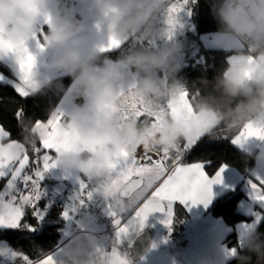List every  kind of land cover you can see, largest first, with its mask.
<instances>
[{"label": "clouds", "instance_id": "obj_1", "mask_svg": "<svg viewBox=\"0 0 264 264\" xmlns=\"http://www.w3.org/2000/svg\"><path fill=\"white\" fill-rule=\"evenodd\" d=\"M82 2L107 40L125 41L114 58L79 42L88 25L63 0L54 12L49 11L48 0H0V33L17 46L15 58L23 55L20 44L37 29L41 13L50 14L51 23L46 25L40 43L51 50L48 63L67 74L76 95L82 98V103L65 112L60 123L69 133L67 139L73 148L57 154L61 168L78 173L93 186L110 187L113 177L109 162L119 149L146 146L171 152L198 127L206 125L204 130L211 136L221 125L231 130L264 120V0H208L217 33L243 44V49H238L240 59L211 79L202 76L193 82V88L199 86V95L193 102V115L184 123L165 118L156 125L134 116L122 120L121 112L127 107L126 81L130 75L135 76L132 94L146 105L168 102L176 96L184 43L166 38L162 20L171 0ZM152 39L158 41L157 46L139 43ZM249 56L254 63H249ZM32 78L38 85L32 95L64 90L61 80H50L41 71L33 69ZM19 127L22 143L34 146L38 137L31 120H20ZM243 158H251L254 167L264 169V150L255 148ZM94 235L95 229L86 223L74 227L61 246L57 264H94ZM233 258L237 264H264V233L257 229L245 233L241 250Z\"/></svg>", "mask_w": 264, "mask_h": 264}, {"label": "snow or ice", "instance_id": "obj_2", "mask_svg": "<svg viewBox=\"0 0 264 264\" xmlns=\"http://www.w3.org/2000/svg\"><path fill=\"white\" fill-rule=\"evenodd\" d=\"M197 6V0H174L170 2L162 20L167 29V39H174L177 32L182 31L184 23L181 15L191 17L193 9ZM51 23L48 12H42L38 21L37 29L31 34L28 41L21 42L23 55L14 57L17 47L6 40L0 33V61L11 60L13 69L10 72L0 71V84L10 86L21 98H28L38 86L32 78L35 65V55L29 50V41L35 48L43 50L40 36L43 34L44 26ZM99 27V25H97ZM226 48L243 49V44L232 37L220 35ZM125 43L109 37L107 43L99 47L102 53H110L119 49ZM141 45L157 46L155 39L139 41ZM238 55L227 57V64L232 65L239 61ZM249 63H254L252 56L248 57ZM249 75V73H246ZM6 82V83H5ZM135 76L130 75L126 81L128 96L127 107L121 112V119L126 120L134 116L137 120L141 117L147 118L154 125L159 124L165 118H171L178 123H184L193 115V102L199 95L198 92L190 93L185 84L176 86V96L168 102H160L156 105L145 104L135 97L133 88ZM65 112L57 107L46 120L35 119L32 122V131L38 137V144L31 147L36 159L31 163V173L27 171L30 164L28 148L16 139L10 138V132L0 126V178H7L3 191H0V230H26L33 233L39 222L45 217L49 210V204L45 203L43 208L39 206L44 189L41 181L49 169L57 165L56 156L62 151L73 150L67 137L69 133L60 127ZM18 120L25 118V109L20 108L15 112ZM206 125L198 127L195 132L182 140L171 152H161L158 149L149 150L143 147V154L138 156L137 149H119L109 162L111 175L113 177L110 187H96L88 180L78 177V190L69 198L62 207L60 216L65 221L73 219L77 209L91 200L93 193H101L106 202V212L112 217L114 227V238L112 239L111 251L96 246L94 249V264H130L127 254L118 249L121 238L126 237L130 230H139L143 227L147 216L159 211L165 213V225L171 224L172 203L191 202L202 203L205 206L210 202L213 192L212 185L222 183L223 170L228 166L220 163L214 172L209 173L206 169L212 167V160H198L191 163L182 162V157L189 153L198 142L206 135ZM223 131V130H221ZM5 139L8 140L5 143ZM213 139L219 140V135ZM228 139V137H223ZM255 139L264 142V120L259 122H248L239 128L236 135L231 137L230 144L244 152H250L246 147L249 140ZM264 150V144L257 146ZM54 151L55 155L49 153ZM43 154L41 155V153ZM23 187H20V185ZM247 196L249 205L247 211L251 214L250 221H243L238 225L241 235L240 244L245 233L256 229L264 220V171L260 168L251 170L246 180ZM167 203V209H165ZM255 204L254 209L252 205ZM31 209V216L37 221V225L22 223L26 215V209ZM132 208L134 214L126 224L121 223L119 212ZM67 235V232L65 233ZM60 252L61 249H58ZM236 248L226 251V255H234ZM0 264H11L20 258L22 264H57L55 256L50 253L42 259L32 260L29 256L13 250L4 241H0Z\"/></svg>", "mask_w": 264, "mask_h": 264}, {"label": "trees", "instance_id": "obj_3", "mask_svg": "<svg viewBox=\"0 0 264 264\" xmlns=\"http://www.w3.org/2000/svg\"><path fill=\"white\" fill-rule=\"evenodd\" d=\"M217 32V24L209 10L208 0H197V6L193 9V14L189 18L185 26V30L178 34L177 39L184 43L182 49L183 61H181V70L177 73V79L188 87L190 93H196L198 89L193 88V82L197 81L198 77H207L211 79L222 68L227 66V57L234 49L224 47L209 46L204 42L203 37L207 34ZM238 50V49H236ZM115 57L117 50L110 53H102ZM0 69L5 72H10L11 69L0 62ZM51 80H61L64 85L62 92L54 93L51 90L44 94L30 95L28 98H21L14 89L10 86L0 84V124L10 132V138L23 142L19 120L15 117V112L20 109H25V118L33 122L35 119L46 120L50 113L56 109L60 99L71 84L67 74L59 75ZM6 83V82H5ZM223 130V131H221ZM239 129H226L223 125L219 126L213 135L206 134L198 144L189 153L182 157V162L191 163L198 160H212L213 165L206 170L209 173L214 172L215 168L220 163L234 166L241 171L245 177H248L254 167L251 158L245 160L244 151L237 149L230 144V139ZM219 135L221 139H213ZM228 139H223V137ZM38 144V139L36 140ZM28 148L30 156V164L27 169L31 173L34 166L31 162L35 161L36 156L32 153L30 146ZM43 152L41 153V155ZM246 167L248 171H246ZM85 179V178H84ZM5 179L0 181V188ZM86 180V179H85ZM69 185H76L70 181L54 180L47 174L44 175L41 181V186L44 189V195L39 202V206L43 208L45 203L49 204V210L45 213V217L39 222L38 227L33 233L26 230H0V241H4L13 250L19 251L32 260H37L59 246L70 234L69 224L74 227H79L78 220L65 221L60 212L64 205L56 203L52 200L50 194L65 190ZM20 187H23L21 184ZM246 197L244 189L238 185L236 188L227 191L217 196L210 204L208 211L215 216L222 217L224 221L233 227V230L228 235L226 241L230 246H236L238 251L241 250V244L238 237L237 226L243 221H250L251 214L242 212L239 209V202ZM92 200L100 205L93 198ZM88 214V213H87ZM189 218L188 210L185 206L176 202L171 224L167 227L166 233L177 239L181 246L186 243V227ZM31 223L37 225V221L31 216V209H26V215L22 219V223ZM104 229V228H102ZM264 233V220L256 228ZM67 232V235L65 234ZM3 258H0L2 260ZM255 257H253V260ZM227 264H237L234 258L228 260Z\"/></svg>", "mask_w": 264, "mask_h": 264}, {"label": "crops", "instance_id": "obj_4", "mask_svg": "<svg viewBox=\"0 0 264 264\" xmlns=\"http://www.w3.org/2000/svg\"><path fill=\"white\" fill-rule=\"evenodd\" d=\"M171 2H174V0H171ZM59 5L60 0H48L47 3V7L50 12H54L59 7ZM69 5L72 7L74 12L85 19L88 25L86 31L79 37V42L86 47H91L93 50L100 52L99 47L107 43V38L103 34V29L100 25L97 27V24H94L92 19L87 15L85 4L82 2V0H69L66 6ZM181 20L184 23V28L182 31L177 33V36L185 30L186 23L182 18ZM44 31H46V25L44 26ZM203 39L204 42L209 46L226 48L224 46V42L220 40V34L217 32L207 34L203 37ZM29 50L33 51L35 55L34 70L43 72L50 80L59 75L66 74L58 69L53 68L48 63V57L51 53L50 49H37L35 48L34 44L29 41ZM238 54L239 50L236 49L230 53V55ZM0 62L8 66L11 71L14 70L11 60L5 59L4 61ZM0 71L2 70L0 69ZM69 87L57 105V107L61 108L64 112L70 111L74 106L82 103V98L79 100V102H72V84H70ZM69 100L70 102H62ZM142 119H144V117H141V120ZM0 126L2 125L0 124ZM4 142L7 143L8 140L5 139ZM260 144H264V142L251 139L248 141L246 147L253 150L258 148L257 146ZM49 154L53 156L55 155L54 151L50 152ZM142 154L143 148L140 147L137 149V155L140 156ZM253 169H258V167H253L252 170ZM261 170L264 171V169ZM45 174L54 180L70 181L74 184H78L77 178L81 177L78 173L61 168L58 165L49 169ZM247 178L248 177H245V175L237 168L228 165L223 170L222 183L212 185L213 195L207 206L202 203H182L188 210L189 214L185 234V245L181 246L177 239L174 240L166 233V229L170 224L165 225L163 223L166 218L164 212L156 211L147 216L142 228H140L138 231L130 230L126 237L121 238L120 244L118 245L119 251L121 253L127 254L130 264H227L228 260L233 258V255H226V251L235 247L236 252H238V248L236 246H230L226 241L228 235L233 230V227L227 224L222 217L215 216L209 212L208 208L217 196L240 185L244 189L246 197H244L239 202L238 207L242 212L250 214L247 211V207L244 206L245 203H250L247 196ZM2 179L5 180L1 185L0 191H3L7 182V178H0V181ZM92 198L97 201L104 209H106V202L101 194L94 192ZM176 202L172 203V217ZM252 207L255 209L256 205L253 204ZM165 209H167V203H165ZM132 214H134L132 208L119 212L118 215L120 217L121 223L126 224L132 217ZM85 223L95 229V235L93 238L96 241V246L102 247L105 249V251L110 252L112 239L114 238V229L99 232L102 230V228H104V226L93 215L87 213H84L82 215V219L78 222L79 227ZM146 229H150L152 232L150 245L139 258L132 259L130 257L131 246L136 236ZM238 237L240 241L241 235L239 230ZM58 249H61V246H57L54 250L47 254L52 253L55 256ZM43 257L39 259H42ZM55 258L58 257L55 256Z\"/></svg>", "mask_w": 264, "mask_h": 264}, {"label": "built area", "instance_id": "obj_5", "mask_svg": "<svg viewBox=\"0 0 264 264\" xmlns=\"http://www.w3.org/2000/svg\"><path fill=\"white\" fill-rule=\"evenodd\" d=\"M69 0H63L64 4L67 5ZM61 2V0H60ZM183 21L187 24L190 17L181 15ZM183 53L179 54L180 61H183ZM87 181V180H86ZM78 190V186L69 185L65 190H60L58 192H53L50 194L52 200L56 203H60L65 205L68 202V198ZM84 213H88L93 215L103 226L105 229H102L99 232L108 231L114 229V225L111 223V217L107 214L106 210L101 206L95 203L92 199L86 200L84 205H81L77 212L75 213L73 220L80 221L82 219V215ZM3 260V259H2ZM4 264H7V261H4ZM11 264H22L20 258L12 261Z\"/></svg>", "mask_w": 264, "mask_h": 264}, {"label": "water", "instance_id": "obj_6", "mask_svg": "<svg viewBox=\"0 0 264 264\" xmlns=\"http://www.w3.org/2000/svg\"><path fill=\"white\" fill-rule=\"evenodd\" d=\"M151 235V230L146 229L136 236L130 249V257L132 259L139 258L145 252V250L148 249L151 242Z\"/></svg>", "mask_w": 264, "mask_h": 264}, {"label": "rangeland", "instance_id": "obj_7", "mask_svg": "<svg viewBox=\"0 0 264 264\" xmlns=\"http://www.w3.org/2000/svg\"><path fill=\"white\" fill-rule=\"evenodd\" d=\"M163 23V22H162ZM178 33V32H177ZM177 33H176V35L174 36V39H177ZM157 43H158V41H157ZM70 88V87H69ZM67 91V90H66ZM66 93V92H65ZM64 93V94H65ZM64 96V95H63ZM79 100H81V98L80 97H78L77 95H76V93H75V89H74V86L72 85V102H79ZM62 102H70V100L69 101H62ZM248 205H249V203H245L244 204V206L245 207H248ZM69 230H70V232L72 231V225H70L69 224ZM67 240V238L59 245V246H62L64 243H65V241ZM55 256H57L58 258L60 257V252L59 251H57V253H56V255ZM57 259V258H56Z\"/></svg>", "mask_w": 264, "mask_h": 264}]
</instances>
